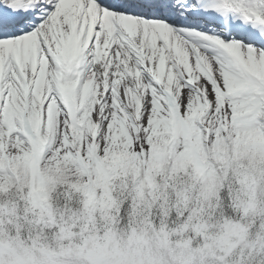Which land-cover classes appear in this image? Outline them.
Segmentation results:
<instances>
[{"label": "snow or ice", "instance_id": "6c2138e0", "mask_svg": "<svg viewBox=\"0 0 264 264\" xmlns=\"http://www.w3.org/2000/svg\"><path fill=\"white\" fill-rule=\"evenodd\" d=\"M0 264H264V0H0Z\"/></svg>", "mask_w": 264, "mask_h": 264}]
</instances>
